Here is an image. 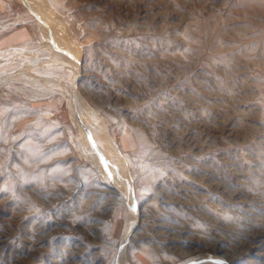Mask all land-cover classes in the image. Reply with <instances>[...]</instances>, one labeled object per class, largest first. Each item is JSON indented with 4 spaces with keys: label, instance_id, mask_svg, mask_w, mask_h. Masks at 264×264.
<instances>
[{
    "label": "rangeland",
    "instance_id": "rangeland-1",
    "mask_svg": "<svg viewBox=\"0 0 264 264\" xmlns=\"http://www.w3.org/2000/svg\"><path fill=\"white\" fill-rule=\"evenodd\" d=\"M4 1L0 264H264V0Z\"/></svg>",
    "mask_w": 264,
    "mask_h": 264
},
{
    "label": "crops",
    "instance_id": "crops-1",
    "mask_svg": "<svg viewBox=\"0 0 264 264\" xmlns=\"http://www.w3.org/2000/svg\"><path fill=\"white\" fill-rule=\"evenodd\" d=\"M14 12L10 10L7 1L0 0V23L6 28L0 33V46L22 45L30 41L34 32L33 29L24 23H15Z\"/></svg>",
    "mask_w": 264,
    "mask_h": 264
},
{
    "label": "bare ground",
    "instance_id": "bare-ground-1",
    "mask_svg": "<svg viewBox=\"0 0 264 264\" xmlns=\"http://www.w3.org/2000/svg\"><path fill=\"white\" fill-rule=\"evenodd\" d=\"M128 231V230H127ZM73 244V243H72ZM250 248V247H249ZM234 258V257H233Z\"/></svg>",
    "mask_w": 264,
    "mask_h": 264
}]
</instances>
